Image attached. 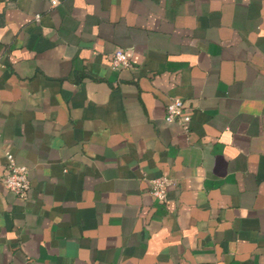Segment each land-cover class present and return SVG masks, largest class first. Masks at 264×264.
Returning a JSON list of instances; mask_svg holds the SVG:
<instances>
[{"label":"crops","instance_id":"1","mask_svg":"<svg viewBox=\"0 0 264 264\" xmlns=\"http://www.w3.org/2000/svg\"><path fill=\"white\" fill-rule=\"evenodd\" d=\"M57 1L0 0V264H264V0Z\"/></svg>","mask_w":264,"mask_h":264},{"label":"built area","instance_id":"2","mask_svg":"<svg viewBox=\"0 0 264 264\" xmlns=\"http://www.w3.org/2000/svg\"><path fill=\"white\" fill-rule=\"evenodd\" d=\"M57 0H51V5L55 6ZM38 18V16H36ZM111 66L120 69L130 66V60L126 51L121 47H116L111 53ZM191 108L179 98H173L166 105L165 120L167 122H177L184 129H187L191 119ZM6 164L5 172L0 175L3 186L20 198H26L30 189L28 178V168L17 165L11 153L5 152ZM149 192L158 201L164 202L166 198L167 186L170 180L165 176H158L149 180Z\"/></svg>","mask_w":264,"mask_h":264}]
</instances>
